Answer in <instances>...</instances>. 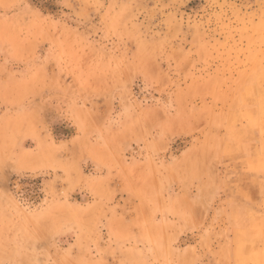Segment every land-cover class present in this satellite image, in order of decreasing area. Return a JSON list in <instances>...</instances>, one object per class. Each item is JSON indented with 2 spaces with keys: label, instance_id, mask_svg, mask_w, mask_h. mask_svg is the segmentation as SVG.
<instances>
[{
  "label": "rangeland",
  "instance_id": "rangeland-1",
  "mask_svg": "<svg viewBox=\"0 0 264 264\" xmlns=\"http://www.w3.org/2000/svg\"><path fill=\"white\" fill-rule=\"evenodd\" d=\"M264 0H0V264H264Z\"/></svg>",
  "mask_w": 264,
  "mask_h": 264
},
{
  "label": "crops",
  "instance_id": "crops-1",
  "mask_svg": "<svg viewBox=\"0 0 264 264\" xmlns=\"http://www.w3.org/2000/svg\"><path fill=\"white\" fill-rule=\"evenodd\" d=\"M256 108H257V110H258L259 107L256 106ZM260 110H262V109L259 108V111H260ZM260 113H261V111H260ZM260 113L256 112L255 114H256L257 117H259L258 115H260ZM261 115H262V114H261ZM259 119H260V118H255L254 124H255V126H256L255 128H256L257 132H260V138L263 140L264 137H262L263 134H261V132H262V128H261V126H259V125H261ZM259 128H260V129H259Z\"/></svg>",
  "mask_w": 264,
  "mask_h": 264
},
{
  "label": "bare ground",
  "instance_id": "bare-ground-1",
  "mask_svg": "<svg viewBox=\"0 0 264 264\" xmlns=\"http://www.w3.org/2000/svg\"><path fill=\"white\" fill-rule=\"evenodd\" d=\"M255 99V102H256V106L257 107H259V108H264V99H263V97L262 96H260V95H258L256 98H254ZM259 108H258V113H260V111H259ZM260 118H261V115H260ZM259 121H260V119H259ZM259 126H261V125H259ZM260 129V128H259ZM260 133V132H259ZM260 136V135H259ZM259 139H261V138H259ZM262 140V139H261Z\"/></svg>",
  "mask_w": 264,
  "mask_h": 264
}]
</instances>
